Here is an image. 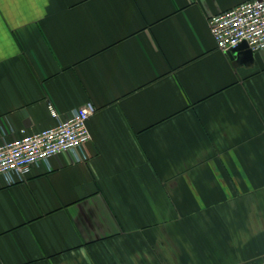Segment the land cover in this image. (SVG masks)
Here are the masks:
<instances>
[{
    "label": "crops",
    "instance_id": "0c3cea01",
    "mask_svg": "<svg viewBox=\"0 0 264 264\" xmlns=\"http://www.w3.org/2000/svg\"><path fill=\"white\" fill-rule=\"evenodd\" d=\"M247 0H0V132L90 102L87 159L0 178V264H264V51Z\"/></svg>",
    "mask_w": 264,
    "mask_h": 264
},
{
    "label": "built area",
    "instance_id": "2783aa9c",
    "mask_svg": "<svg viewBox=\"0 0 264 264\" xmlns=\"http://www.w3.org/2000/svg\"><path fill=\"white\" fill-rule=\"evenodd\" d=\"M216 48L222 52L246 42L252 52L264 51V0H247L207 18ZM55 124L12 140L0 132V178L7 185L24 181L36 166L50 170V160L65 155L70 164L86 161L91 136L87 127L95 107L87 102L61 115L49 104Z\"/></svg>",
    "mask_w": 264,
    "mask_h": 264
},
{
    "label": "water",
    "instance_id": "95a60500",
    "mask_svg": "<svg viewBox=\"0 0 264 264\" xmlns=\"http://www.w3.org/2000/svg\"><path fill=\"white\" fill-rule=\"evenodd\" d=\"M239 48H245L249 53L252 52L249 48H248V45L246 42H241L239 45H238ZM234 50H231V51H228V54L231 55V53L233 52Z\"/></svg>",
    "mask_w": 264,
    "mask_h": 264
}]
</instances>
